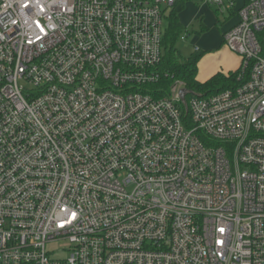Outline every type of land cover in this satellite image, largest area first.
<instances>
[{
    "label": "built area",
    "instance_id": "1",
    "mask_svg": "<svg viewBox=\"0 0 264 264\" xmlns=\"http://www.w3.org/2000/svg\"><path fill=\"white\" fill-rule=\"evenodd\" d=\"M185 1L0 0V264H264V0H204L209 95L162 83Z\"/></svg>",
    "mask_w": 264,
    "mask_h": 264
},
{
    "label": "rangeland",
    "instance_id": "2",
    "mask_svg": "<svg viewBox=\"0 0 264 264\" xmlns=\"http://www.w3.org/2000/svg\"><path fill=\"white\" fill-rule=\"evenodd\" d=\"M170 12L166 11V14L169 16ZM177 13L183 30L173 46L179 54L180 60H187L196 55L194 46L200 48L201 54L197 61L196 79L203 83L210 78V74L219 65L221 59L229 58V54L223 51L225 47L223 34L235 20V15H231L229 11L221 12L216 9L215 5L204 0H186ZM164 27H168V20H164ZM220 50L222 51L218 52ZM223 52L225 56H223ZM218 70V72L226 73L223 66ZM62 245L58 242L49 245V247L60 249ZM59 254L62 253L58 252L57 255Z\"/></svg>",
    "mask_w": 264,
    "mask_h": 264
},
{
    "label": "trees",
    "instance_id": "3",
    "mask_svg": "<svg viewBox=\"0 0 264 264\" xmlns=\"http://www.w3.org/2000/svg\"><path fill=\"white\" fill-rule=\"evenodd\" d=\"M182 7L183 6L178 5L172 9L168 18V27L164 33L163 47L165 55L162 68L164 71L168 72L169 78L163 79L162 83L168 85L174 80L179 79L184 82L185 88L190 92L202 95H209L225 88L234 87L238 83L236 81V76L239 67L227 73L218 72L202 83L196 79L197 61L201 52H196V55L187 60H180L179 54L176 52L173 45L183 30L177 13Z\"/></svg>",
    "mask_w": 264,
    "mask_h": 264
},
{
    "label": "crops",
    "instance_id": "4",
    "mask_svg": "<svg viewBox=\"0 0 264 264\" xmlns=\"http://www.w3.org/2000/svg\"><path fill=\"white\" fill-rule=\"evenodd\" d=\"M236 19L237 18L235 17V20H233V23L236 21ZM221 51L222 50H220L218 52H221ZM223 51L225 53H228L229 54V58H227V57L224 58L223 57L224 59H221V61L219 63L220 66L217 65L216 68H215V70H213L212 74H210L209 77H211L213 74L217 73L219 71L218 69H221L222 66L225 68V72L226 73L229 72V71H234V70H236L239 67L240 62H241L240 56L237 55L236 53L232 52L231 50H229L226 45H225ZM225 53H224L223 56H225ZM218 67H220V68H218Z\"/></svg>",
    "mask_w": 264,
    "mask_h": 264
},
{
    "label": "water",
    "instance_id": "5",
    "mask_svg": "<svg viewBox=\"0 0 264 264\" xmlns=\"http://www.w3.org/2000/svg\"><path fill=\"white\" fill-rule=\"evenodd\" d=\"M185 94H186V89L182 88L181 91H180V96H181L182 100H184Z\"/></svg>",
    "mask_w": 264,
    "mask_h": 264
}]
</instances>
